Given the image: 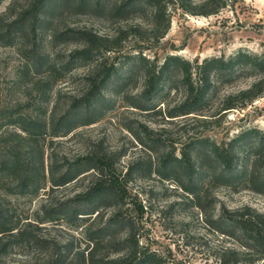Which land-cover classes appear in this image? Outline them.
Segmentation results:
<instances>
[{
    "label": "rangeland",
    "instance_id": "1",
    "mask_svg": "<svg viewBox=\"0 0 264 264\" xmlns=\"http://www.w3.org/2000/svg\"><path fill=\"white\" fill-rule=\"evenodd\" d=\"M12 1L11 13L18 14L31 0H4L0 15ZM125 1L105 0L104 7L96 8L87 3L79 5L78 0H52L45 10L48 20L42 25L38 41L41 51L52 54L53 62L62 63L63 71L55 73L57 80L50 90L39 82L40 76H20L17 80V68L29 57L26 47L30 38L15 47L0 46V110L5 114L18 111L39 115L46 121L61 116L87 90L88 66L69 57L82 42L76 31L85 29L103 37L111 49L106 54L108 63L115 64L116 72L96 100L92 114L95 121L65 137L44 138L46 169L51 162L58 169L89 153H107L113 161V173L125 190L121 212L130 219L141 248L156 253L165 264H219L225 249L240 253L235 257L227 255L226 264H235V259L237 264H264V259L256 261L240 248L246 241L238 229H229L234 238L216 229L224 212L240 213L247 208L264 213V95L244 108L219 112L225 97H235L260 76L257 70L246 69V60L235 58L239 53H248L264 59V0H234L208 17L184 14L172 8L171 0H164L170 24L161 40L155 38L163 24L155 28L152 6L141 4L121 13L112 11V7ZM202 1L193 0L197 5ZM8 16L9 13L4 18ZM138 52L147 60L143 66L136 64ZM167 55H176L192 65L213 58L237 64L228 71H214L209 101L199 112L180 116L179 106L186 91L179 69L171 70L167 82L157 80V90L151 96H141L145 71L158 67ZM143 105H148L149 111L136 109ZM75 111L82 109L78 106ZM85 119L78 123L83 124ZM12 133L19 134V130L0 127V154H5L16 139ZM237 137V175L224 180L216 172V179L210 180L214 167L205 157V149L199 147V139L208 140L205 146H220ZM24 145L22 142L18 146L22 156ZM184 149L201 156L207 167L198 175L202 184L197 198L158 174L167 155L180 157ZM93 174L54 190L50 199L59 202L84 190ZM45 198L41 193L32 200L12 195L2 199L10 214L22 220ZM98 206L105 219L117 208L108 198L100 200ZM40 234L66 239L80 232L61 223L46 225ZM39 251L33 252L32 258L15 259L21 264H41L48 250Z\"/></svg>",
    "mask_w": 264,
    "mask_h": 264
},
{
    "label": "trees",
    "instance_id": "2",
    "mask_svg": "<svg viewBox=\"0 0 264 264\" xmlns=\"http://www.w3.org/2000/svg\"><path fill=\"white\" fill-rule=\"evenodd\" d=\"M2 1L4 0H0V3ZM233 2L234 0H203L197 5L193 0H171L172 8L179 9L184 14L204 17L217 14ZM14 3L12 1L4 14L0 15V46L15 47L30 38L26 47L29 57L17 68V80L20 76H40L39 82L50 90L57 80L55 73L63 71V66L62 63L53 62V55L48 51H41L38 40L42 25L48 20L45 10L52 0H31L18 14L11 13ZM85 3L101 8L104 7L105 0H78L79 5ZM141 4L152 6L155 28L163 24L162 32L155 38L161 40L170 24L168 5L164 0H127L118 7H112V11L121 13ZM7 13L8 18H4ZM24 28L25 33L22 32ZM76 33L82 42L70 52L69 57L89 68L85 77L87 90L80 100L73 102L61 116L49 121L39 115H24L18 111L5 114V111L0 110V127L19 130V134H11L15 135L16 139L8 145L5 154H0V264H21V261L15 258H32L34 253L40 252L39 249L48 250L41 264H165L156 253L141 248L131 230L130 219L121 212L120 205L124 200L125 190L113 173V161L107 153H89L72 163L61 165L58 169L53 168L52 162L47 169L45 167L44 138L49 137V140H52L65 137L79 126L94 123L92 114L96 100L116 72L115 64L108 63L106 57V54L111 52V49L106 47L109 41L85 29L77 30ZM50 40L52 42V37ZM136 56V64L143 66L147 62L142 52H138ZM235 59L246 60V69L257 70L260 76L248 89L239 91L235 97H225L220 113L236 109L237 106L244 108L264 95V59L248 53H239ZM231 61L233 60L224 63L222 59L213 58L192 65L176 55H167L158 67L145 71L141 96H151L157 90V80L167 82L171 70L177 68L180 70L186 91V96L179 106L180 116L199 112L209 101L213 87L212 73L234 68L237 63ZM78 106L81 107V112L75 111ZM136 109L149 111L148 105ZM81 118H86L83 124L78 123ZM238 138L220 146L215 143L205 146L204 143L208 140L199 139V147L205 149V157L211 167H214L213 172L209 173L210 180L216 179V172H219V176L224 180H230L237 175L235 170L238 164ZM22 142L25 143L22 147L24 156L18 153V146ZM161 166L162 171L158 172L160 176L174 182L192 198L198 197V187L202 184L199 176L207 170L201 156L184 149L180 152V157L167 155ZM131 170L132 168L126 171L125 179L129 178ZM88 174H93V180L84 190L59 202L50 199L54 190L74 184ZM41 193L46 197L45 200L31 215L22 220L10 214L2 199L5 195H12L32 200L38 198ZM105 198L117 206L106 219L98 206V202ZM219 222L220 225L216 229L230 238H234V235L229 229H238L246 241L240 247L246 252V256H253L256 261L264 259V213L247 208L240 213L224 212L219 216ZM61 223L72 230H79L80 234L69 235L66 239L58 235L40 234L46 225ZM230 254L234 257L240 255L236 250L225 249L220 254L219 264H226V257Z\"/></svg>",
    "mask_w": 264,
    "mask_h": 264
}]
</instances>
